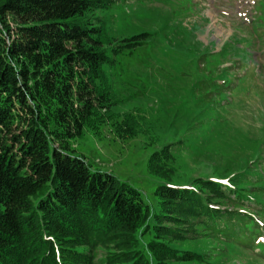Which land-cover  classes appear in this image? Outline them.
<instances>
[{"label":"trees","instance_id":"16d2710c","mask_svg":"<svg viewBox=\"0 0 264 264\" xmlns=\"http://www.w3.org/2000/svg\"><path fill=\"white\" fill-rule=\"evenodd\" d=\"M113 4L0 0V264H93L96 246L100 264H207L204 253L173 246L183 231L234 243L264 229L239 207L251 196L264 213V201L246 191L247 177L259 195L264 190L255 171L172 186L158 166L165 144L147 157L148 171L166 181L154 187L152 211L139 190L74 154L72 140L108 100L102 63L146 37L108 48L93 12Z\"/></svg>","mask_w":264,"mask_h":264},{"label":"rangeland","instance_id":"374dc122","mask_svg":"<svg viewBox=\"0 0 264 264\" xmlns=\"http://www.w3.org/2000/svg\"><path fill=\"white\" fill-rule=\"evenodd\" d=\"M113 2L93 12L107 47L146 37L127 56L107 53L111 61L100 72L108 100L72 140L74 154L90 170L139 190L152 211L154 187L166 181L148 171L147 157L165 144L158 166L170 172L169 185L194 188L195 177L222 183L245 170L264 179V0ZM252 184L247 194L264 201V190L259 195ZM240 201L260 226L258 200ZM262 237L264 229L248 240L213 242L183 231L173 246L204 253L207 264H264ZM90 254L101 263L102 247Z\"/></svg>","mask_w":264,"mask_h":264}]
</instances>
